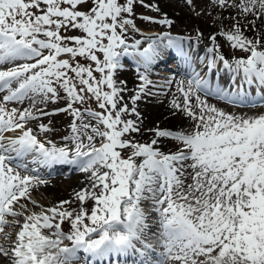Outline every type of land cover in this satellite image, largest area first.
<instances>
[{
  "label": "snow or ice",
  "instance_id": "snow-or-ice-1",
  "mask_svg": "<svg viewBox=\"0 0 264 264\" xmlns=\"http://www.w3.org/2000/svg\"><path fill=\"white\" fill-rule=\"evenodd\" d=\"M86 2L0 0V93H5L0 100V258L5 264H93L133 254L141 258L140 264H264V111L227 112L198 94L247 106L245 88L255 85L264 100L261 38L248 39L239 23L231 31L222 30L231 48L247 53L229 60L211 36L208 71L219 61L230 74L231 86L213 88L193 71L186 88L184 81L178 82L183 104L173 101L191 120L190 130L152 129L151 142L139 143L126 138L140 131L136 121L123 117L139 116L136 102L151 83L147 73L165 49L189 65L191 56L184 38L169 33L130 43L126 36L135 29L128 18L134 0H91L88 11L79 10ZM216 2L239 9L245 18L264 19V0ZM156 22L172 23L167 18ZM62 29H78L82 35H62ZM124 58H131L138 71L143 69L131 108L122 104L126 88L116 80ZM60 90L66 94L65 108L52 113L35 108L37 103L56 102ZM26 100L31 107H6ZM87 100H95L102 111L74 107ZM57 112L72 116L70 131L62 138L67 143L60 146L38 139L29 126ZM37 128L40 133L52 130L43 123ZM161 139L176 141V150L161 151ZM29 163L47 168L74 165L89 173V184L74 194L78 208L65 207L72 201L63 200L25 215L21 199L36 204L30 191L46 183L21 174L20 169L30 170ZM88 201L90 209L85 207ZM145 202H150L156 219ZM5 226L19 227L14 239Z\"/></svg>",
  "mask_w": 264,
  "mask_h": 264
},
{
  "label": "rangeland",
  "instance_id": "rangeland-1",
  "mask_svg": "<svg viewBox=\"0 0 264 264\" xmlns=\"http://www.w3.org/2000/svg\"><path fill=\"white\" fill-rule=\"evenodd\" d=\"M182 1L184 2L185 5H187V9H188L187 14L189 15V18L191 20L194 18L195 21H200L203 23V26H205V29H206L204 34L201 35L200 33H198L197 30H195L194 26H192V28H190V29L189 28L184 29L183 25L180 22H173L170 25H168L167 27L160 26V24L157 23L156 21H158L160 19H164L165 17L162 16L161 15L162 12L156 10V8L146 6V5H149V4H147L146 0H143V3H141L140 0H134V2H133L134 6H133L132 14L131 15L125 14V15H128V18L133 20L134 25H135V29L130 28L129 32L127 33V36H126L127 40L130 43L134 42L133 40L142 39L143 37L151 36V34H148L149 32H157L158 35L162 34V33H169L173 37L175 35L178 36L179 33H181L179 37L184 38L182 41H186L185 42L186 46H184V48L186 51H188L189 55L191 56L190 65L186 64L182 58L177 56V54L175 53L174 50L167 49L168 51L165 53V57L162 59H158L152 65L150 71L147 73L148 79L151 81L150 84L153 83L154 89L159 91L158 94L156 92L157 99L159 98L157 100L156 104L160 107H163L164 105H166L165 101L168 99L169 95L173 96V101L176 100L180 104H183V95L178 90V82L184 81V86L186 88V86H187L186 82L190 79L191 74H192L191 72H193V71L199 73L201 76H202V72L205 71L204 76H207V78H209L208 80H209L210 85H211L212 81L215 80V81H218L219 85L223 88H229L231 86L230 85V74L227 72L226 69H223L222 63H220V65H219L217 62L216 69H214L212 71H208V68H207V60L208 59L207 58H209L210 56L213 55V54H210L207 52V49L209 47H213V41L210 39L211 36L215 35V38H216L215 43H216V45H219V52H220V54L224 55L227 59L231 60L233 57H241V56L246 57L247 56V53H245L239 49L231 48L229 45V42H227L225 37L220 35L222 30L223 31H231L233 24H236L237 20L240 21V19H239L240 17H239V13H238V11L240 12L239 9L234 8V7H226V8L221 7L218 5L217 2H215L216 0H191V3H188L187 0H182ZM120 2L125 3L126 0H120ZM228 2H229V4H231V3H233V0H229ZM208 5L210 7H208ZM91 6H92L91 0H87V2L85 4H82L81 6H79V10L88 11ZM214 6H215V8H214ZM209 8H211L212 11L209 10ZM230 12H232V13H230ZM217 16H219V17H217ZM143 17H150L152 19L151 20H145V19H143ZM248 22L252 25L251 29L252 30L254 29V30L253 31L252 30H247V31L241 30L243 32V34L248 39H255L256 37L259 36L261 38L262 43H264V19H257L253 15H250V21L248 20ZM196 33H197V35H196ZM61 34L62 35H69V36L82 35L80 30H78V29L68 31L66 33L62 29ZM195 35L198 39L191 40ZM154 36H156V35H154ZM217 38H219V39H217ZM146 45H147V41H144L142 46H146ZM196 49H203V55L198 60H195V55L193 53V51ZM61 58H67V57L62 56ZM101 58H102V55H101ZM198 58H199V56H198ZM77 59L80 60V62L83 64L90 63L89 61H86L80 57H77ZM179 61L181 64L177 65L176 63ZM122 62L124 64V67L130 68V69L133 68L132 71L134 72V74L136 76L135 82L137 83V87L139 88V85L141 83H143L139 79V72L143 71V69L141 68L138 71L136 63L134 64V62H131V60H129L127 58H124ZM172 64L176 65V67H175L176 69L175 68L173 70L170 69V68H172L171 67ZM196 68H198V69H196ZM220 71L225 72V75L222 77V82H220L221 79L219 77ZM94 75H96L97 77L99 76L98 73H94ZM164 81H166V82H164ZM237 83H239V79H237ZM149 85H147L145 94L150 95V93L148 92ZM166 90L169 92H167ZM245 90L248 93V98H247L248 101L253 100L249 97L251 95L252 96L255 95V94H253V92L256 91V86L255 85H253L251 87L246 86ZM170 93H172V94H170ZM59 94H60V99H62L63 102L61 101L62 104L60 102H58V103L56 102L53 105L52 111H54L55 109L65 108L67 105L66 94L62 90L59 91ZM198 94L201 96V99H205V100L210 101V103L208 102L209 104L215 105L218 108L223 109L224 111H227V112H236L238 114L246 113L248 115H252L253 113L264 111V107H262V106H264V100H262L261 104H259V105H253L251 107H247V106H243V105L242 106L230 105L229 103H227L221 99H218L217 97H215V95H207L206 96L203 92L198 93ZM164 95H165V97H164ZM0 100H1V98H0ZM254 101L255 100H253L251 102H254ZM192 103L193 104L195 103V97H192ZM21 105H22V103L13 102V103L9 104L8 106L9 107L10 106L11 107H15V106L21 107ZM74 107L81 108V109L86 108V107H90L96 111H102L97 107L95 100H87L84 104H74ZM173 108H174L175 114L173 113L174 114V117H173L174 121L172 120V122L176 121L175 123H181L182 121L187 119V122H189L192 126L191 120L181 110H179L175 107H173ZM59 113L60 112L55 113L54 118H57V114H59ZM65 115L67 117H69L70 120H72V116L70 115V113L65 112ZM59 117H61V116H59ZM166 128L168 130L175 131L174 130L175 127L173 125L172 126L169 125ZM176 130L179 131V129H176ZM58 132L59 131H56V133H58ZM64 133L65 132L62 131L61 134H58V135L62 136V135H64ZM133 135L134 134L132 133L129 137H126V138L132 139L135 142L144 143V142H141L143 140L139 135H134V136ZM37 136L41 140H49V138H50L49 132L38 133ZM172 144H173V146H172ZM165 146H166V149L168 152H174L177 148V142L170 140L169 142H167L165 144ZM129 152H130V149L125 150L124 155L127 156L129 154ZM26 173H28L29 175L38 176L40 179H44V180L47 177L46 175H44V176L43 175H36L34 172H31V171H28ZM53 174L56 175V173H53ZM57 175H58L56 177L57 180L60 178H63V177H65V178L67 177V175H65L64 173H62L60 175L57 174ZM42 176H43V178H42ZM62 180H64V179H62ZM65 181H62V182H65ZM30 195H32V193H30ZM31 199H32V197H31ZM41 199L44 201L43 197ZM62 199L67 200L66 198L60 197V198H58L57 201L60 202ZM47 200L50 202L51 199L48 197ZM37 201L38 202L36 204H33V203H31L30 200L26 199V207L27 208L22 209L21 211H24L25 213H28V214H30L32 212L38 213L39 211H41V207H43V208L50 207L49 203L46 204L47 201H45L44 203H42L43 201H41V200H37ZM57 201L55 202L56 204H58ZM71 201H72V203H70L69 205H66L65 207L70 208V209H73V207L77 208L78 204H76V203L78 201H75V204H73L74 203L73 199H71ZM91 206H92L91 201H88L85 205V207L88 209H90ZM143 206L145 207L146 210L151 209L150 202H145V204ZM154 215H156V214L154 213ZM152 218L155 219L156 216H152ZM19 219H22V217ZM150 223H151V221H150ZM13 227H17L19 229L18 226H13ZM62 227H63L64 231H66V232L69 230V224L67 222H65L62 225ZM154 228H155V226L152 227V231H155ZM14 230H15V232L18 231L16 228ZM65 243L67 244L69 242L65 241ZM8 245L9 244H7L5 246H8ZM97 264H99V263H97Z\"/></svg>",
  "mask_w": 264,
  "mask_h": 264
},
{
  "label": "bare ground",
  "instance_id": "bare-ground-1",
  "mask_svg": "<svg viewBox=\"0 0 264 264\" xmlns=\"http://www.w3.org/2000/svg\"><path fill=\"white\" fill-rule=\"evenodd\" d=\"M146 2L149 5H153L154 8H156V10L162 12L161 15L164 16L165 18L169 19L170 21H172V23L173 22H180L183 25L184 29L185 28L186 29H188V28L190 29V28H192V26H194L195 30H197V32L200 33L201 35L205 33L206 29H205V26H203L202 22L195 21L194 18L192 20L189 18V15L187 14V10H188L187 9V5H185L182 0H146ZM208 7H210V6L208 5ZM214 8H215V6H214ZM209 10L212 11L211 8H209ZM230 13H232V12H230ZM238 13H239V17H240V18L239 17L238 18L240 19V21L237 20L236 23H239L241 30H244V31L252 30L251 29L252 25L248 22V20L250 21V15H248V17L245 18L244 15H242L239 11H238ZM217 17H219V16H217ZM160 26L167 27L168 25L167 24H160ZM148 34H151V36L158 35L157 32H149ZM180 34L181 33H179L178 36L175 35L174 37H179ZM196 35H197V33H196ZM196 35L192 39L191 38L190 39L191 40L198 39L196 37ZM217 39H219V38H217ZM185 42L186 41H182L183 46H186ZM167 51L168 50L165 49L164 53H162V55L160 56L159 59L164 58L165 57V53ZM193 53L195 55V60H198L203 55V49H196V50L193 51ZM198 56H199V58H198ZM127 59L131 60V62H134L131 58H127ZM134 64H135V62H134ZM174 64L171 65L172 68H170V69L173 70L176 67V65H174ZM176 64L180 65L181 63L179 61ZM218 64L220 65L219 61H218ZM132 69L127 68V67H123L122 69H119L117 71V73H116V80L118 82V86H122V87L126 88V91L121 93V95L124 97V99L122 101V104H127L129 108L132 107L131 97L133 95H135L136 92L139 90V88L137 87V83L135 82L136 81V76H135L134 72L132 71ZM196 69H198V68H196ZM204 73H205V71L202 72V76H204ZM224 75H225V72L224 71H220L219 77L221 79L220 80L221 82H222V77ZM207 79H209V78H207ZM119 81H123L124 84L123 85H119ZM164 82H166V81H164ZM153 86H154V84L152 83L148 87L149 88L148 92L150 93V95L143 93V94H141V99L136 102V109H137V112L139 113V116H136L135 114H129V115H125L123 117L124 119H132V120L136 121L137 125L140 128V131L136 132V133H133V134L134 135H139L142 138V140H143L141 142H144V143L151 142V140L155 137V133L153 131H151L152 129H157V128H159V129H167L166 127L169 126V125H171V126L173 125L175 127L174 128L175 131H178L176 129H179V130H190V128H191V124L189 122H187V119L182 121L181 123H175L176 121L172 122L174 114H175L174 113V108H173V96L169 95L168 99L165 101L166 105H164L163 107H160V106H158L156 104L157 100L159 99V98L157 99L156 92L158 94L159 91L154 89ZM167 92H169V91H167ZM172 93H170V94H172ZM260 93L264 94V89H261ZM4 94L5 93H1L0 94L1 100H2V97H3ZM253 94H255V95L254 96L251 95L249 98H251L253 100H256V98L260 97V95L257 94V88H256V91L253 92ZM164 97H165V95H164ZM37 99H39V98H37ZM253 100H250V101H253ZM61 101H62V99H58L56 102L57 103L58 102L61 103ZM56 102L48 101L46 103H37L35 105V108H38V109H41L43 111L52 113L53 112L52 111L53 110L52 109L53 105ZM207 102L210 103V101H208V100H207ZM11 103H13V102H8L6 104V107L11 109L12 107L8 106ZM31 106H32L31 101L26 100V101H24L22 103L21 107L20 106H15V107L17 109H19V110H23L24 108L31 107ZM262 107H264V106H262ZM59 116H61V117H59ZM71 122H72V120H70L69 117H67L65 115V112H60L59 114H57V118H54V114L48 115V116H42L38 120L30 121L29 122V126L34 129V132H36V134H38V133H40L38 128H37L38 124L43 123V124L48 125L52 129L51 131H49V135H50L49 140H51L53 143H55L58 146H60V145H63L65 143H67L62 138L64 136L68 135V133L70 131L69 125L71 124ZM93 123H94V121H93ZM56 131H59L60 133L59 132L56 133ZM62 131L65 132L64 135H62V136L58 135V134H61ZM16 134H18V132H16V133H6V135H16ZM170 140L171 139H161L157 146L160 148L161 151L167 153L168 151L166 149L165 144L167 142H169ZM172 146H173V144H172ZM29 160H30V158H29ZM29 169H30L29 171L34 172L36 175H43V176L46 175L47 176L45 178V180L42 179V180L46 181V183L38 184L34 188L31 189V191H30V193H32V195H30V197H32L31 200H34L37 203L38 202L37 200L43 201L41 199L43 197L44 201L42 203L47 201L46 204L49 203L50 207L54 206L56 204L55 202L60 197L61 198H66L69 201H71V199H73V201H74L73 204H75L76 200L74 199V194L76 192H78L79 190L85 188V186L89 184V180H88L89 173H84V172L79 171L74 165H67V166L66 165H54L51 168H47V167L37 166L36 164L29 163ZM20 171H21L22 175L28 174V173L24 172L23 169H20ZM53 173H56V175H54ZM62 173L67 175V177L66 178L63 177V178H60V179L57 180L56 179V177L58 176L57 174L60 175ZM43 176H42V178H43ZM62 179H64V180H62ZM62 181H65V182H62ZM48 197L51 199L50 202L47 200ZM20 203L26 205V199L22 198ZM76 204H78V202ZM17 207H19V206H17ZM20 210H22V209H20ZM147 211H149L151 216H156V215H154V213L152 212L151 209L150 210L147 209ZM27 214L28 213H25V215H27ZM8 219L12 220L14 218L8 217ZM152 219H154V218H152ZM20 220L22 222L23 221V217ZM15 228L17 230H19L17 227L5 226V232L11 233V238L12 239L15 238V230H14ZM150 242L153 243L154 245H157V241H155L154 239L150 240ZM3 243L5 245H7V244H10V241H3ZM138 247H139V245H138ZM157 247H158V245H157ZM130 256L132 258H134L137 263H140V259L141 258L138 255H133V254H129L127 256H122V257H119L118 259H121V261L127 260L129 262V261H131V257ZM97 263L105 264V261H95V262H93V264H97ZM0 264H5L3 258H0ZM119 264H121V262H119Z\"/></svg>",
  "mask_w": 264,
  "mask_h": 264
}]
</instances>
